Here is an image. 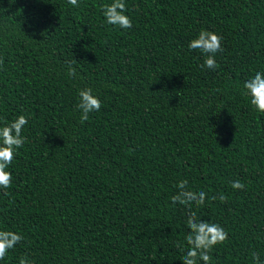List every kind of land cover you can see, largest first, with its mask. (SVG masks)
Wrapping results in <instances>:
<instances>
[{
    "label": "trees",
    "instance_id": "trees-1",
    "mask_svg": "<svg viewBox=\"0 0 264 264\" xmlns=\"http://www.w3.org/2000/svg\"><path fill=\"white\" fill-rule=\"evenodd\" d=\"M111 2L0 0V125L28 118L0 190V230L23 239L0 264H183L181 179L229 234L213 264L264 261V114L242 95L264 72V0H126L131 29L105 23ZM201 29L223 38L215 70L188 48ZM85 87L102 107L81 124Z\"/></svg>",
    "mask_w": 264,
    "mask_h": 264
},
{
    "label": "clouds",
    "instance_id": "clouds-1",
    "mask_svg": "<svg viewBox=\"0 0 264 264\" xmlns=\"http://www.w3.org/2000/svg\"><path fill=\"white\" fill-rule=\"evenodd\" d=\"M68 4L78 8L79 0H67ZM104 21L107 25L119 29H131L133 21L127 15L128 6L126 0H112L111 3H102L99 6ZM222 37L211 30L201 29L198 36L190 40L189 50H199L204 55L203 63L200 67L215 70L219 65L216 60V54L223 52ZM3 65V59L0 58V66ZM66 75L69 78L77 76V70L73 62H67ZM77 109L80 111V123L83 124L90 119V113L99 111L102 107V100L93 93L91 87H85L78 90ZM250 105L259 113L264 114V72L257 71L248 80L244 81L243 92ZM28 118L20 114L11 121H5L0 125V190H4V195H10L7 189L12 186V173L8 170L12 164L17 150L22 148L26 142V137L22 134ZM231 188L243 191L246 185L240 180L231 182ZM179 191L170 197L173 205L177 203L184 205L188 209V218L186 226L189 229L184 237V247L177 241L176 246L180 248L184 255L180 258L183 264H213L212 250L218 244H223L229 234L225 228L218 222L211 220H202L193 211V205L197 208L205 205L206 199H209L208 193L204 190L195 191L188 187V180L181 179L176 185ZM211 200L219 199L221 203L227 202L228 197L224 193L213 195ZM23 239L22 235L15 231L0 230V260H3L9 250L14 249ZM252 264H264L261 254L257 251L251 253ZM19 264H35L27 254L19 258Z\"/></svg>",
    "mask_w": 264,
    "mask_h": 264
}]
</instances>
